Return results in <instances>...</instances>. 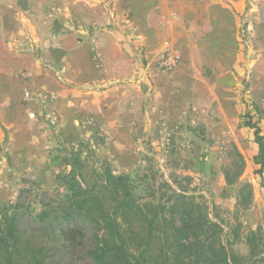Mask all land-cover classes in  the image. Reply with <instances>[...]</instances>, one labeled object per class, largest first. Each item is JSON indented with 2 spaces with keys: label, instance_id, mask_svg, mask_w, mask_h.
Segmentation results:
<instances>
[{
  "label": "rangeland",
  "instance_id": "1",
  "mask_svg": "<svg viewBox=\"0 0 264 264\" xmlns=\"http://www.w3.org/2000/svg\"><path fill=\"white\" fill-rule=\"evenodd\" d=\"M24 1L25 10L18 4L13 10L16 27L0 32V208L22 193L27 198L24 190L33 184L49 194L63 192L59 178L70 168L67 161L77 157L87 171L105 166L115 175L145 176L147 191L160 182L185 191L208 206L209 217L223 227L224 242L248 254L245 234L261 227L264 236V165L260 170L256 161L254 128L244 126L250 119L264 137V98L250 89L263 71L264 49L254 53L258 61L241 75L202 67L186 115L171 129L165 107L182 103L175 82L184 69L178 53L166 50L147 58L112 28L108 51L83 48L77 51L83 65H76L82 61L77 57L64 65L56 53L60 41L79 45L86 36L72 32L101 26L91 16L109 6L97 0ZM168 56L175 61L171 66L165 63ZM104 90L110 97H103ZM227 171L232 177L240 171L231 187ZM241 183L252 187L247 209L236 205ZM31 206L38 207L35 201ZM90 237L87 227L82 238ZM79 246L73 263L57 256L51 264H92Z\"/></svg>",
  "mask_w": 264,
  "mask_h": 264
},
{
  "label": "trees",
  "instance_id": "2",
  "mask_svg": "<svg viewBox=\"0 0 264 264\" xmlns=\"http://www.w3.org/2000/svg\"><path fill=\"white\" fill-rule=\"evenodd\" d=\"M244 126L254 128L261 170L264 137L250 119ZM67 164L68 172L59 178L63 192L49 194L33 184L24 190L27 198L22 193V198L0 208V264H51L57 256L73 263L78 244L92 264L264 262L261 227L245 234L249 251L240 254L231 248L232 242H224L223 227L209 217L208 206L185 191L166 182L147 191L145 176L115 175L105 166L87 171L77 157ZM239 174L232 177L227 171L226 186L235 184ZM236 189V205L249 208L251 184L241 183ZM87 227L91 239L85 242ZM237 236L234 233V240Z\"/></svg>",
  "mask_w": 264,
  "mask_h": 264
},
{
  "label": "crops",
  "instance_id": "3",
  "mask_svg": "<svg viewBox=\"0 0 264 264\" xmlns=\"http://www.w3.org/2000/svg\"><path fill=\"white\" fill-rule=\"evenodd\" d=\"M97 1L104 3L105 7L109 6L101 15L91 16L95 19L92 23L101 20V26L78 27L72 33H82L86 38L78 41L79 45L71 46L61 40L62 48L56 53L62 56L64 65H72L73 59L82 60L76 65H83L85 58H81L82 55L77 51L84 48L105 53L110 45L109 34H112V28L114 34L119 37L123 35L126 38L124 41L132 42L147 58L151 59L156 52L175 51L180 55V65L184 69L175 75V82L180 88L177 97L182 103L176 108L169 105L165 107L171 129L178 126L185 117L186 104L193 99L194 83L202 67L212 68L217 74L219 70L227 72L232 69L241 75L258 61L254 53L264 49V0ZM24 3V0H0V32L16 27L14 20L18 18L14 17L13 10L15 4L25 10ZM86 21L89 24L91 18L87 17ZM242 27H245V39H242L244 34H240ZM115 45L119 47L120 43ZM90 67H93L92 64ZM262 68L263 71L257 72L251 80L250 89L257 92V98H264V66ZM218 82L221 80L218 79ZM231 82L239 84L235 76ZM103 95L110 97L105 90Z\"/></svg>",
  "mask_w": 264,
  "mask_h": 264
},
{
  "label": "built area",
  "instance_id": "4",
  "mask_svg": "<svg viewBox=\"0 0 264 264\" xmlns=\"http://www.w3.org/2000/svg\"><path fill=\"white\" fill-rule=\"evenodd\" d=\"M174 62H175V61H174V58H172L171 56H168L167 59H166V62H165V63H166L167 65H170V66H171L172 64H174ZM28 96H29V93H28V92H25V93H24V97H25V99H27ZM30 116H32V117L34 116L33 112L30 113Z\"/></svg>",
  "mask_w": 264,
  "mask_h": 264
}]
</instances>
